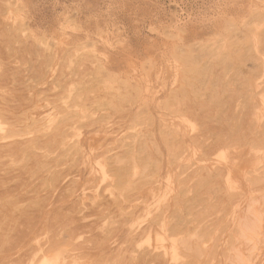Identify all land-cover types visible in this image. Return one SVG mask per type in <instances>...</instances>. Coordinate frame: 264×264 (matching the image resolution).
I'll use <instances>...</instances> for the list:
<instances>
[{
    "label": "rangeland",
    "instance_id": "374dc122",
    "mask_svg": "<svg viewBox=\"0 0 264 264\" xmlns=\"http://www.w3.org/2000/svg\"><path fill=\"white\" fill-rule=\"evenodd\" d=\"M0 9L3 10H0V27L6 31L0 29L3 34H0V49L2 50L0 52L6 54L0 53V79L3 76L6 77L3 78L4 80L1 79L4 87L0 83V144L2 143L0 145V156L2 157L0 163L2 164L5 161L4 164L0 165V176L3 177H0V214H2L0 215V237L2 236V239L0 238V243H2L0 245V262L2 263L0 264H10L11 261L13 262L11 264L16 261V264H35L38 260L37 264H45L46 262L55 264H94L97 261L96 264L101 262V264H122L124 257L123 264H150L153 260L151 264H155V261L156 264H193L194 261V264H264V189L260 187L264 188V0H0ZM253 17H255V20ZM259 19L260 21H258ZM181 22L187 23L182 25ZM233 30L234 32L239 31L234 33ZM5 42L6 44H4ZM197 45L199 48L201 45L203 47L197 49ZM250 47H253V49ZM184 56L185 60L186 57L192 60L185 61ZM241 57L242 59H240ZM216 60L218 61L216 62ZM183 61L187 64H184ZM230 61L234 63L232 64ZM4 65L12 66H5L7 67L5 68ZM253 65H255L254 68ZM39 69L40 72L37 71ZM2 71L5 72V74L3 72L4 75H2ZM34 72L35 74H33ZM212 73H216L217 77ZM219 76H221L219 79H222L221 85L217 83L221 82L218 79ZM52 82H54V85ZM243 82L245 85L249 84L247 88ZM219 88L221 89L219 90ZM231 88L234 89V92ZM42 90L46 93L41 92ZM228 90L230 91L228 92ZM192 92L193 94H191ZM218 92L221 93L218 94ZM217 94L220 95V98ZM10 96L19 98L15 97L14 101ZM88 97L89 99L92 98L90 100L86 99ZM93 98H95L94 101ZM53 99L56 100L53 102ZM193 99H195V102H193ZM34 100L36 101L34 102ZM28 102H31V104ZM191 102L195 105L193 106ZM230 106L232 109H230ZM185 107H190L192 110L190 108L185 109ZM207 107L211 111L215 110V113L212 111L213 113L210 112L209 114L210 109L205 110ZM222 108L223 110H221ZM226 109H230V111ZM250 111L252 113H249ZM190 112L193 119L189 117ZM205 113L209 115L206 116ZM223 113L227 115L226 118ZM97 115L100 119H97ZM194 115L197 117L195 118ZM220 115L223 116L222 119ZM17 119L21 121L19 122ZM220 119L223 121L222 123ZM212 120L215 123H212ZM221 125L223 126L222 130H220ZM228 125L231 127L229 131H227ZM224 127L227 129L223 130ZM216 130L220 132L218 133ZM247 131L251 132L252 135L250 133L249 135ZM259 132L260 134H258ZM221 133H225V135ZM202 134L204 137H202ZM195 135L200 136H197V138ZM217 135L221 136L220 139ZM231 138L234 142L230 140ZM238 141H241V144ZM244 142L245 144H243ZM15 143L18 144L15 145ZM54 146L57 148H53ZM215 146H217L216 150ZM36 147L38 148L36 149ZM220 147L223 149H220ZM14 149H17L16 152ZM117 149L119 150L117 151ZM209 149L216 152H209V155L207 153ZM33 153L38 155L36 156ZM103 153L105 154L102 155ZM1 154L6 156L3 155V157ZM18 155L20 156L19 159ZM152 155H154V159ZM177 165L179 168H177ZM38 170L40 171L38 172ZM124 172L127 175L123 174ZM220 174L222 175L220 176ZM6 175L10 176L5 177ZM209 175H212V177ZM37 177L42 178L37 179ZM3 179L8 182L1 184L4 182ZM37 184L40 188L37 187ZM216 184L218 186H215ZM220 184L222 186H219ZM72 185H76V187ZM206 187L207 189H205ZM4 189L7 191L5 192ZM65 192L66 194H64ZM13 193L14 195H12ZM200 193H204L206 197L205 195L202 197ZM32 194L33 196H31ZM45 194L47 198L41 197ZM93 195L94 197H92ZM237 195L241 198L238 199ZM219 197L221 198L219 199ZM110 199L111 201H109ZM136 199H138L137 202L133 201ZM22 201L24 203H21ZM111 203L114 204L115 208H111ZM213 205H215L214 208ZM108 206L110 207L108 208ZM6 207L8 208L6 209ZM204 207H208V209L205 210ZM105 208L109 210L106 209V211ZM202 208L204 209L202 210ZM5 209L12 211L7 212ZM29 209L30 211H28ZM227 209H230V211ZM24 211L28 212L29 217ZM225 211L228 212V216L225 215ZM37 212L41 213L37 214ZM111 212L114 214L111 215ZM15 213L17 214L15 215ZM21 213L23 214L21 215ZM70 213L74 214L71 215ZM106 215L109 217H106ZM209 215L212 217L210 218ZM21 216L23 217L21 218ZM97 216L100 217V220ZM144 216L145 218H143ZM171 216L175 218L172 220V218L170 219ZM125 218H127L126 221ZM197 218L198 220H196ZM223 218L224 221L222 222ZM31 220L33 223H28ZM51 220L53 223H51ZM199 220L203 222L201 223ZM211 220L214 225L213 222H210ZM99 221L101 222L99 223ZM91 223H94L95 226H90ZM121 223H123L122 227L125 226L124 228H121ZM147 223L152 225L151 228ZM1 226H3V229H1ZM117 226L118 228H116ZM146 227L147 229H145ZM15 228L19 229L16 230ZM6 229L7 232H5ZM95 230L96 233L100 232L102 236L96 234ZM186 230H188L187 233H185ZM23 232L25 233L24 236ZM18 233L22 237L18 236ZM67 236L70 238H67ZM110 236L114 237L109 238ZM26 237L28 238L26 239ZM63 237L74 241V244L79 242L76 244L79 249L78 246L75 247L76 245L73 247V242H69ZM51 238L55 242L50 241ZM86 238L89 240L87 241ZM133 239L135 242L132 243ZM84 240L88 242L85 245ZM124 240L125 242H123ZM96 241L98 242L96 243ZM130 241L132 244H130ZM15 242L17 243L15 244ZM59 245L61 248H59ZM132 245L134 246L132 247ZM3 247L5 248L3 249ZM57 248L59 249L57 250ZM74 248L80 251H76ZM34 249L38 252H35ZM146 250H151L148 252L149 255L145 254L147 253ZM124 252L130 253L127 255ZM139 253L140 256H138ZM129 255L130 257H128ZM17 256L18 258L21 257V260ZM99 259L102 261L99 262Z\"/></svg>",
    "mask_w": 264,
    "mask_h": 264
},
{
    "label": "bare ground",
    "instance_id": "6f19581e",
    "mask_svg": "<svg viewBox=\"0 0 264 264\" xmlns=\"http://www.w3.org/2000/svg\"><path fill=\"white\" fill-rule=\"evenodd\" d=\"M8 1H9V0H8ZM5 2H6V1H5ZM241 3H242V2H241ZM227 8H228V7H227ZM23 9H24V8H23ZM220 9H221V8H220ZM0 10H1V9H0ZM21 10H22V9H21ZM216 10H217V9H216ZM1 11H3V10H1ZM4 11H5V10H4ZM222 13H223V11H222ZM246 14H247V13H246ZM246 14H245V15H246ZM257 14H259V13H257ZM261 14H262V12H261ZM1 15H3V14H1ZM26 15H27V14H26ZM255 15H256V14H255ZM215 16H216V15H215ZM219 16H220V15H219ZM234 16H235V15H234ZM260 16H261V15H260ZM13 17H14V16H13ZM13 17H12V18H13ZM217 17H218V16H217ZM253 18H254V20H255V17H253ZM246 19H247V17H246ZM257 19H258V18H257ZM261 19H263V18H261ZM263 20H264V19H263ZM4 21H5V20H4ZM258 21H260V19H259ZM7 22H8V21H7ZM18 22H19V21H18ZM254 22L256 23V21H254ZM262 22H263V21H262ZM1 23H2V21H1ZM185 23H187V22H181L180 24H182V25H186ZM250 23H251V22H250ZM4 24H5V23H4ZM8 24H9V22H8ZM10 24H11V23H10ZM253 24H254V23H253ZM256 24H257V23H256ZM256 24H255V25H256ZM6 25H7V23H6ZM219 25H220V24H219ZM226 25H227V24H226ZM255 25H254V26H255ZM258 25H259V23H258ZM7 26H8V25H7ZM10 26H11V25H10ZM18 26H19V25H18ZM229 26H230V23H229ZM234 26H235V25H234ZM11 27H12V26H11ZM226 27H227V26H226ZM237 27H238V26H237ZM250 27H251V26H250ZM2 28H3V27H2ZM13 28H14V27H13ZM20 28H21V27H20ZM221 28H222V27H221ZM223 28H224V27H223ZM231 28H232V27H231ZM255 28H256V27H255ZM0 29H1V27H0ZM14 29H15V28H14ZM22 29H23V28H22ZM245 29H247V28H245ZM249 29H250V28H249ZM1 30H2V29H1ZM1 30H0V31H1ZM3 30H4V29H3ZM3 30H2V31H3ZM19 30H20V29H19ZM188 30H189V29H188ZM4 31H5V30H4ZM231 31H232V30H231ZM238 31H239V30H238ZM238 31H235V32L237 33ZM249 31H250V30H249ZM5 32H6V31H5ZM11 32H13V31H11ZM187 32H188V31H187ZM228 32H230V31H228ZM233 32H234V30H233ZM233 32H231L232 35H233ZM235 32H234V33H235ZM244 32H245V31H244ZM244 32H243V33H244ZM15 33H16V31H15ZM191 33H192V32H191ZM240 33H241V32H240ZM263 33H264V32H263ZM0 34H2V33L0 32ZM16 34H18V33H16ZM19 34H20V33H19ZM167 34H168V33H167ZM172 34H173V33H172ZM194 34H195V33H194ZM227 34H229V33H227ZM247 34H248V33H247ZM2 35H3V34H2ZM4 35H6V34H4ZM8 35H9V34H8ZM8 35H7V36H8ZM20 35H21V34H20ZM162 35H163V34H162ZM181 35H182V34H181ZM190 35H191V34H190ZM190 35H189V36H190ZM200 35H201V34H200ZM242 35H243V34H242ZM249 35H250V34H249ZM189 36H188V37H189ZM197 36H198V35H197ZM224 36H225V35H224ZM233 36H234V35H233ZM250 36H251V35H250ZM262 36H263V34L261 35V37H262ZM4 37H5V36H4ZM11 37H12V36H11ZM13 37H14V36H13ZM170 37H172V36H170ZM231 37H232V36H231ZM240 37H241V36H240ZM242 37H243V36H242ZM244 37H245V36H244ZM17 38H18V37H17ZM182 38H183V37H182ZM189 38H190V37H189ZM237 38H238V37H237ZM18 39H19V38H18ZM27 39H28V38H27ZM223 39H224V38H223ZM223 39H222V40H223ZM5 40H7V39H5ZM184 40H185V39H184ZM202 40H203V39H202ZM222 40H221V41H222ZM230 40H231V38H230ZM240 40H241V38H240ZM260 40H261V39H260ZM3 41H4V40H3ZM164 41H165V40H164ZM192 41H193V40H192ZM195 41H197V40H195ZM204 41H205V40H204ZM209 41H210V40H209ZM211 41H212V40H211ZM244 41H245V40H244ZM248 41H249V40H248ZM0 42H1V40H0ZM10 42L13 43L12 41H10ZM26 42H27V41H26ZM175 42H176V41H175ZM205 42H207V41H205ZM218 42H219V41H218ZM225 42H226V39H225ZM225 42H224V43H225ZM227 42H228V41H227ZM240 42H241V41H240ZM235 43H236V42H235ZM4 44H6V42H5ZM193 44H194V43H193ZM208 44H209V43H208ZM232 44H234V43H232ZM236 44H237V43H236ZM2 45H3V44H2ZM11 45H12V44H11ZM204 45H205V44H204ZM214 45H215V44H214ZM223 45H224V44H223ZM193 46H194V45H193ZM220 46H221V45H220ZM246 46H248V45H246ZM1 47H2V46H1ZM3 47H4V46H3ZM5 47H6V46H5ZM201 47H203V46L201 45ZM201 47H200V48H201ZM212 47H213V46H212ZM215 47H216V46H215ZM221 47H222V46H221ZM224 47H225V46H224ZM224 47H223V48H224ZM242 47H243V46H242ZM244 47H245V45H244ZM263 47H264V46H263ZM192 48H193V47H192ZM198 48H199V46L197 45V49H198ZM200 48H199V49H200ZM208 48H209V47H208ZM208 48H207V49H208ZM218 48H219V46L217 47V49H218ZM250 48H251V47H250ZM15 49H16V48H15ZM214 49H215V48H214ZM229 49H230V48H229ZM251 49H253V47H252ZM194 50H195V49H194ZM194 50H193V51H194ZM201 50H202V49H201ZM230 50H231V49H230ZM248 50H249V49H248ZM261 50H262V49H261ZM0 51H2V50L0 49ZM6 51H7V50H6ZM8 51H9V50H8ZM175 51H176V50H175ZM206 51H207V50H206ZM220 51H221V50H220ZM259 51H260V50H259ZM14 52H15V50H14ZM177 52H178V51H177ZM199 52H200V51H199ZM208 52H209V51H208ZM218 52H219V51H218ZM221 52H222V51H221ZM243 52H244V51H243ZM251 52H252V51H251ZM0 53H4V54H5V52H0ZM18 53H19V52H18ZM196 53H197V52H196ZM212 53H213V52H212ZM230 53H231V52H230ZM245 53H246V52H245ZM253 53H254V52H253ZM200 54H201V53H200ZM200 54H199V55H200ZM235 54H236V53H235ZM237 54H238V53H237ZM243 54H244V53H243ZM249 54H250V53H249ZM5 55H6V54H5ZM18 55H19V54H18ZM203 55H204V54H203ZM263 55H264V54H263ZM7 56H8V55H7ZM211 56H212V55H211ZM224 56H225V55H224ZM248 56H250V55H248ZM254 56H255V55H254ZM192 57H193V55H192ZM199 57H200V56H199ZM203 57H204V56H203ZM208 57H209V56H208ZM232 57H233V56H232ZM258 57H259V56H258ZM7 58H8V57H7ZM180 58H182V57H180ZM183 58H184V60H185V56H184ZM219 58H220V57H219ZM219 58H218V59H219ZM234 58H235V57H234ZM246 58H247V56H246ZM248 58H249V57H248ZM254 58H256V57H254ZM259 58H260V57H259ZM178 59H179V58H178ZM238 59H239V58H238ZM240 59H242V57H241ZM257 59H258V58H257ZM257 59H256V60H257ZM186 60H189V59H187V57H186ZM186 60H185V61H186ZM190 60H192V59H190ZM190 60H189V61H190ZM210 60H211V59H210ZM212 60H213V58H212ZM221 60H222V59H221ZM221 60H220V61H221ZM244 60H245V59H244ZM253 60H254V59H253ZM185 61H183V62H185ZM189 61H188V62H189ZM202 61H203V60H202ZM214 61H215V60H214ZM217 61H218V60H216V62H217ZM228 61H229V60H228ZM257 61H258V60H257ZM261 61H262V60H261ZM94 62H95V61H94ZM178 62H179V61H178ZM192 62H193V61H192ZM226 62H227V60H226ZM230 62H231V61H230ZM248 62H249V61H248ZM248 62H247V65L249 64ZM253 62H254V61H253ZM259 62H260V61H259ZM8 63H9V62H8ZM190 63H191V62H190ZM199 63H200V62H199ZM201 63H202V62H201ZM214 63H215V62H214ZM231 63L233 64L234 62H231ZM261 63H262V62H261ZM6 64H7V63H6ZM9 64H10V63H9ZM184 64H187V63L185 62ZM206 64H207V62H206ZM209 64H210V63H209ZM227 64H228V63H227ZM227 64H226V66H227ZM243 64H244V63H243ZM252 64H253V63H252ZM254 64H256V62H254ZM2 65H3V64H2ZM189 65H190V64H188V66H189ZM202 65H203V64H202ZM223 65H225V64H223ZM259 65H260V64H259ZM261 65H263V64H261ZM5 66H7V65H4V67H5ZM8 66L11 67L12 65H8ZM8 66H7V67H8ZM200 66H201V65H200ZM211 66H212V65H211ZM214 66H215V65H214ZM218 66H219V65H218ZM226 66H225V67H226ZM239 66H240V65H239ZM241 66H242V65H241ZM244 66H245V65H244ZM248 66H249V65H248ZM254 66H255V65H253L252 67L254 68ZM2 67H3V66H2ZM7 67H5V68H7ZM189 67H190V66H189ZM192 67H193V65H192ZM194 67H195V66H194ZM249 67H250V66H249ZM249 67H248V68H249ZM261 67H262V66H261ZM261 67H260V68H261ZM35 68H36V67H35ZM190 68H191V67H190ZM220 68H221V67H220ZM227 68H228V67H227ZM232 68H233V67H232ZM258 68H259V67H258ZM260 68H259V69H260ZM2 69H3V68H2ZM215 69H217V68H215ZM223 69H224V68H223ZM7 70H8V69H7ZM9 70H10V69H9ZM35 70H36V69H35ZM188 70H189V69H188ZM235 70H236V69H235ZM240 70H241V69H240ZM242 70H243V69H242ZM244 70H246V69H244ZM5 71H6V70H5ZM37 71L40 72V69L37 70ZM41 71H42V70H41ZM197 71H198V70H197ZM199 71H200V70H199ZM221 71H222V70H221ZM252 71H253V70H252ZM254 71H255V69H254ZM3 72H4V71H2V75L5 74V72H4V74H3ZM35 72H36V71H35ZM35 72H34L33 74H35ZM39 72H38V73H39ZM107 72H108V68H107ZM186 72H187V71H186ZM186 72H185V73H186ZM188 72H189V71H188ZM207 72H208V71H207ZM207 72H205V73H207ZM215 72L217 73V71H215ZM244 72H245V71H244ZM256 72H257V71H256ZM41 73H42V72H41ZM216 73H212V74L215 75ZM219 73H220V71H219ZM236 73H237V72H236ZM239 73H240V72H239ZM245 73H246V72H245ZM39 74H40V73H39ZM39 74H38V75H39ZM156 74H157V73H156ZM208 74H209V73H208ZM222 74H224V73H222ZM225 74H226V71H225ZM229 74H230V73H229ZM234 74H235V73H234ZM246 74H247V73H246ZM10 75H11V74H10ZM41 75H42V74H41ZM41 75H40V76H41ZM205 75H206V74H205ZM217 75H218V74H217ZM231 75H232V74H231ZM235 75H236V74H235ZM237 75H239V74H237ZM0 76H1V75H0ZM5 76H6V75H5ZM40 76H39V77H40ZM42 76H43V75H42ZM42 76H41V77H42ZM215 76H216V75H215ZM241 76H242V75H241ZM212 77H213V75H212ZM216 77H217V76H216ZM220 77H221V76H219L218 79H219ZM226 77H227V76H226ZM3 78H4V76H3ZM3 78H1V79H3ZM5 78H6V77H5ZM5 78H4V79H5ZM12 78H13V77H12ZM15 78H16V77H15ZM21 78H23V77H21ZM32 78H33V77H32ZM32 78H31V79H32ZM34 78H35V77H34ZM224 78H225V77H224ZM224 78H223V79H224ZM229 78H230V77H229ZM236 78H238V77H236ZM239 78H240V77H239ZM1 79H0V83H2V82H1ZM4 79H3V80H4ZM40 79H41V78H40ZM106 79H107V78H106ZM197 79H198V77H197ZM206 79H207V78H206ZM212 79H213V78H212ZM12 80H13V79H12ZM16 80H17V79H16ZM21 80H22V79H21ZM28 80H29V78H28ZM41 80H42V79H41ZM194 80H195V79H194ZM198 80H200V79H198ZM219 80L221 81L222 79H219ZM224 80H225V79H224ZM242 80H243V79H242ZM245 80H246V79H245ZM6 81H7V80H6ZM23 81H24V80H23ZM53 81H54V79H53ZM82 81H83V80H82ZM200 81H201V80H200ZM213 81H216V80H213ZM20 82H21V81H20ZM24 82H26V81H24ZM38 82H39V81H38ZM71 82H72V81H71ZM189 82H190V81H189ZM196 82H197V81H196ZM227 82H228V81H227ZM229 82H230V81H229ZM234 82H235V81H234ZM11 83H12V81H11ZM15 83H17V82L15 81ZM26 83H27V82H26ZM26 83H25V84H26ZM39 83H40V82H39ZM39 83H38V84H39ZM46 83H47V82H46ZM53 83H54V82H52V84H53ZM73 83H74V82H73ZM84 83H85V82H84ZM217 83H220L219 85H221L222 81H221V82H217ZM31 84H33V83H31ZM79 84H80V83H79ZM131 84H132V83H131ZM201 84H202V82H201ZM201 84H200V85H201ZM209 84H210V83H209ZM214 84H215V82H214ZM223 84H224V83H223ZM243 84H244V82H243ZM2 85H3V87H4V84H3V83H2ZM13 85H14V84H13ZM16 85H17V84H16ZM36 85H37V84H36ZM49 85H50V84H49ZM53 85H54V84H53ZM55 85H57V84H55ZM77 85H78V83H77ZM234 85H235V84H234ZM248 85H249L248 83H247V85L244 84V86H245L246 88H247ZM8 86H9V84H8ZM70 86H71V85H70ZM78 86H79V85H78ZM134 86H135V85H134ZM189 86H190V85H189ZM197 86H199V85L197 84ZM207 86H208V84H207ZM212 86H213V85H212ZM216 86H217V85H216ZM223 86H224V85H223ZM225 86H226V85H225ZM240 86H241V85H240ZM244 86H243V87H244ZM252 86H253V85H252ZM1 87H2V86H1ZM5 87H6V86H5ZM193 87H194V86H193ZM218 87H219V86H218ZM237 87H238V86H237ZM243 87H242V88H243ZM245 87H244V89H246ZM9 88H10V87H9ZM174 88H175V87H174ZM183 88H184V87H183ZM183 88H182V89H183ZM197 88H199V87H197ZM209 88H210V87H209ZM1 89H2V88H1ZM10 89H11V88H10ZM31 89H32V88H31ZM68 89H69V88H68ZM175 89H176V88H175ZM220 89H221V88H219V90H220ZM227 89H228V87H227ZM231 89H233V88H231ZM45 90H46V89H45ZM78 90H79V89H78ZM206 90H207V87H206ZM211 90H212V89H211ZM219 90H218V91H219ZM224 90H225V89H224ZM30 91H31V90H30ZM30 91H29V92H30ZM43 91H44V90H42L41 92H43ZM68 91H69V90H68ZM68 91H67V92H68ZM73 91H74V90H73ZM76 91H77V90H76ZM170 91H171V90H170ZM187 91H188V90H187ZM204 91H205V90H204ZM204 91H203V92H204ZM229 91H230V90H228V92H229ZM236 91H237V90H236ZM240 91H241V90H240ZM249 91H250V90H249ZM14 92H15V91H14ZM16 92H17V91H16ZM16 92H15V93H16ZM26 92H27V91H26ZM37 92L39 93L40 90L37 91ZM44 92H45V91H44ZM71 92H72V91H71ZM188 92H189V91H188ZM188 92H187V93H188ZM200 92H201V90H200ZM203 92H202V93H203ZM213 92H214V91H213ZM221 92H222V91H221ZM221 92H220V93H221ZM223 92H224V91H223ZM225 92H226V90H225ZM233 92H234V89H233ZM17 93H19V92H17ZM45 93H46V92H45ZM72 93H73V92H72ZM74 93H76V92L74 91ZM85 93H86V92H85ZM92 93H93V92H92ZM147 93H148V92H147ZM210 93H211V92H210ZM220 93L218 92V94H220ZM230 93H231V92H230ZM26 94H27V93H26ZM86 94H87V93H86ZM88 94H89V93H88ZM90 94H91V93H90ZM100 94H101V93H100ZM113 94H114V93H113ZM178 94H180V93H178ZM188 94H189V93H188ZM191 94H193V92H192ZM195 94H196V93H195ZM218 94H217V96H219V98H220V95H218ZM232 94H235V93H232ZM232 94H231V95H232ZM239 94H240V93H239ZM8 95H9V94H8ZM19 95H20V94H19ZM28 95H29V94H28ZM35 95H36V94H35ZM44 95H46V94H44ZM74 95H75V94H74ZM79 95H81V94H79ZM83 95L85 96V94H83ZM116 95H117V94H116ZM185 95H186V94H185ZM224 95H225V94H224ZM5 96H7V95H5ZM17 96H18V95H17ZM17 96H15V97H17ZM66 96H67V95H66ZM90 96H91V95H90ZM95 96H96V95H95ZM99 96H100V95H99ZM168 96H169V95H168ZM180 96H181V95H180ZM180 96H179V97H180ZM193 96H194V95H193ZM215 96H216V95H215ZM215 96H214V97H215ZM221 96H222V94H221ZM236 96H238V95H236ZM236 96H235V97H236ZM241 96H242V94H241ZM241 96H239V97H241ZM1 97H2V95H1ZM7 97H9V96H7ZM10 97H11V96H10ZM15 97H14V98H15ZM21 97H23V96H21ZM27 97H28V96H27ZM80 97H81V96H80ZM92 97H93V96H92ZM92 97H91V98H92ZM116 97H117V96H116ZM182 97H183V96H182ZM229 97H231V96H229ZM233 97H234V96H233ZM248 97H249V96H248ZM262 97H263V96H262ZM3 98H4V97H3ZM11 98L14 100L13 97H11ZM11 98H10V100H11ZM17 98H19V97H17ZM41 98H42V97H41ZM84 98H85V97H84ZM91 98H90V99H91ZM96 98H97V97H96ZM183 98H184V97H183ZM185 98H186V97H185ZM189 98H190V97H189ZM211 98H212V97H211ZM219 98H218V99H219ZM245 98H246V97H245ZM245 98H244V99H245ZM254 98H255V97H254ZM21 99H22V98H21ZM23 99H24V98H23ZM25 99H26V98H25ZM25 99H24V100H25ZM86 99H89V97L86 98ZM90 99H89V100H90ZM94 99H95V98H93V101H94ZM138 99H139V97H138ZM180 99H181V98H180ZM214 99H215V98H214ZM239 99H240V98H239ZM13 100H12V101H13ZM30 100H31V99H30ZM30 100H29V101H30ZM43 100H44V99H43ZM54 100H56V99H53V102H54ZM89 100H86V101H89ZM100 100H101V99H100ZM134 100H136V99H134ZM216 100H217V99H216ZM223 100H224V99H223ZM228 100H229V99H228ZM245 100H246V99H245ZM247 100H248V99H247ZM5 101L7 102V100H5ZM14 101H15V100H14ZM14 101H13V104H15ZM35 101H36V100H34V102H35ZM50 101H51V99H50ZM57 101H58V100H57ZM59 101H60V100H59ZM74 101H75V100H74ZM86 101H85V102H86ZM93 101H91V102H93ZM114 101H115V100H114ZM173 101H174V100H173ZM177 101H178V100H177ZM189 101H190V99H189ZM191 101H192V100H191ZM219 101H220V100H219ZM243 101H244V100H243ZM3 102H4V101H3ZM6 102H5V103H6ZM20 102H21V101H20ZM25 102H26V101H25ZM99 102H100V101H99ZM193 102H195V99H193ZM199 102H200V101H199ZM209 102H210V101H209ZM217 102H218V101H217ZM227 102H228V101H227ZM236 102H238V101H236ZM22 103H23V102H22ZM22 103H21V104H22ZM28 103H29V102H28ZM39 103H40V102H39ZM51 103H52V102H51ZM57 103H58V102H57ZM89 103H90V102H89ZM101 103H102V102H101ZM121 103H122V102H121ZM182 103H183V102H182ZM184 103H185V100H184ZM191 103H192V102H191ZM197 103H198V102H197ZM197 103H196V104H197ZM203 103L205 104V102H203ZM220 103H221V102H220ZM223 103H224V102H223ZM242 103H243V102H242ZM245 103H246V102H245ZM251 103H252V102H251ZM19 104H20V103H19ZM24 104H25V103H24ZM29 104H31V102H30ZM68 104H69V103H68ZM91 104H93V103H91ZM94 104H95V102H94ZM185 104H186V103H185ZM187 104H188V103H187ZM189 104H190V103H189ZM189 104H188V105H189ZM192 104H193V103H192ZM199 104H200V103H199ZM214 104H215V103H214ZM217 104H218V103H217ZM225 104H226V103H225ZM240 104H241V103H240ZM253 104H254V103H253ZM255 104H256V103H255ZM0 105H1V104H0ZM8 105H9V104H8ZM57 105H58V104H57ZM88 105H89V104H88ZM88 105H87V106H88ZM161 105H162V104H161ZM173 105H174V104H173ZM182 105H184V104H182ZM194 105H195V104H193V106H194ZM197 105H198V104H197ZM232 105H233V104H232ZM235 105H236V103H235ZM248 105H249V104H248ZM256 105H257V104H256ZM15 106H16V105H15ZM33 106H34V105H33ZM60 106H61V105H60ZM84 106H85V105H84ZM90 106H92V105H90ZM185 106H186V105H185ZM220 106H221V104H220ZM224 106H225V105H224ZM240 106H241V105H240ZM246 106H247V105H246ZM13 107H14V106H13ZM16 107H17V106H16ZM57 107H58V106H57ZM79 107H81V106H79ZM159 107H160V106H159ZM180 107H181V105H180ZM182 107H183V106H182ZM197 107H198V106H197ZM201 107H202V103H201ZM204 107H205V106H204ZM204 107H203V108H204ZM218 107H219V106H218ZM226 107H227V106H226ZM230 107H231V106H230ZM244 107H245V106H244ZM244 107H243V108H244ZM249 107H250V105H249ZM256 107H257V106H256ZM7 108H8V107H7ZM28 108H29V107H28ZM45 108H46V107H45ZM70 108H71V107H70ZM87 108H88V107H87ZM189 108H190V107H189ZM189 108H186V107H185V109H189ZM198 108H200V107H198ZM215 108H216V107H215ZM234 108H236V107H234ZM234 108H233V110H235ZM240 108H241V107H240ZM253 108H254V107H253ZM253 108H252V109H253ZM11 109H12V108H11ZM14 109H15V107H14ZM16 109H17V108H16ZM162 109H163V108H162ZM162 109H161V110H162ZM190 109H191V108H190ZM195 109H196V108H195ZM207 109H208V107H207L205 110H207ZM209 109H210V108H209ZM209 109H208V110H209ZM230 109H232V107H231ZM230 109H226V110H229V111H230ZM2 110H3V109H2ZM62 110H63V109H62ZM191 110H192V109H191ZM193 110H194V109H193ZM221 110H223V108H222ZM233 110H232V111H233ZM243 110H244V109H243ZM249 110H251V109H249ZM8 111H9V110H8ZM24 111H25V110H24ZM187 111H188V110H187ZM187 111H186V112H187ZM212 111H213V110H212ZM212 111H211V109H210L209 114H210V112H212ZM214 111H215V110H214ZM214 111H213V112H214ZM229 111H228V112H229ZM240 111H241V110H240ZM246 111H247V110H246ZM252 111H253V110H252ZM14 112H15V110H14ZM16 112H18V111H16ZM74 112H75V111H74ZM84 112H85V111H84ZM92 112H93V111H92ZM191 112H192V111H191ZM191 112H190V116H189L190 118H192V117H191ZM195 112H196V111H195ZM197 112H198V111H197ZM197 112H196V113H197ZM205 112H206V111H205ZM213 112H212V113H213ZM7 113H8V112H7ZM55 113H57V112H55ZM60 113H61V111H60ZM156 113H157V112H156ZM188 113H189V112H188ZM196 113H195V114H196ZM207 113H208V112H207ZM214 113H215V112H214ZM242 113H243V112H242ZM249 113H252V112L250 111ZM14 114H15V113H14ZM41 114H43V113H41ZM94 114H95V113H94ZM202 114H203V110H202ZM209 114H208V115H209ZM218 114H220V113H218ZM226 114H227V112H226ZM226 114L224 115V113H223L224 117L227 116ZM234 114H235V111H234ZM234 114H233V115H234ZM243 114H244V113H243ZM243 114H242V115H243ZM4 115H5V114H4ZM188 115H189V114H188ZM192 115H193V114H192ZM197 115H198V114H197ZM205 115H206V113H205ZM208 115H206V116H208ZM212 115H214V114H212ZM212 115H211V116H212ZM215 115H216V114H215ZM237 115H238V114H237ZM8 116H9V115H8ZM12 116H13V115H12ZM15 116H16V115H15ZM23 116H24V113H23ZM29 116H30V115H29ZM60 116H61V115H60ZM220 116H221V115H220ZM220 116H219V117H220ZM240 116H241V114H240ZM244 116H245V115H244ZM244 116H243V117H244ZM13 117H14V116H13ZM194 117L196 118L197 116L194 115ZM200 117H201V116H200ZM214 117H215V116H214ZM217 117H218V116H217ZM222 117H223V116H221V119H222ZM251 117H252V116H251ZM27 118H28V117H27ZM38 118H39V117H38ZM198 118H199V117H198ZM225 118H226V117H225ZM232 118H233V117H232ZM232 118H231V119H232ZM238 118H239V116H238ZM247 118H248V116H247ZM2 119H3V118H2ZM7 119H8V118H7ZM7 119H6V120H7ZM11 119L13 120V118H11ZM14 119H15V118H14ZM97 119H100V118H98V115H97ZM192 119H193V118H192ZM202 119H203V118H202ZM204 119H205V117H204ZM204 119H203V120H204ZM214 119H215V118H214ZM221 119H220V120H221ZM242 119H243V118H242ZM242 119H241V121L243 122ZM245 119H246V118H245ZM248 119H249V118H248ZM12 120H11V121H12ZM17 120H18V119H17ZM90 120H92V119H90ZM190 120H191V119H190ZM195 120H196V119H195ZM205 120H206V119H205ZM210 120H211V119H210ZM226 120H227V119H226ZM238 120H239V119H238ZM238 120H237V121H238ZM8 121H9V120H8ZM14 121H16V120H14ZM18 121L20 122L21 120H18ZM36 121H37V120H36ZM73 121H74V120H73ZM85 121H86V120H85ZM164 121H165V120H164ZM169 121H170V120H169ZM197 121H198V120H197ZM207 121H208V120H207ZM207 121H206V122H207ZM212 121H213V120H212ZM228 121H229V120H228ZM239 121H240V120H239ZM249 121H250V120H249ZM263 121H264V120H263ZM19 122H18V123H19ZM22 122H23V121H22ZM150 122H151V121H150ZM206 122H205V123H206ZM210 122H211V121H210ZM220 122L222 123L223 121L221 120ZM224 122H226V121H224ZM229 122H230V121H229ZM244 122H245V121H244ZM246 122H247V120H246ZM60 123H61V122H60ZM86 123H87V122H86ZM102 123H103V122H102ZM207 123H208V122H207ZM207 123H206V125H207ZM212 123H215V121H213ZM236 123H238V122H236ZM236 123H235V124H236ZM7 124H8V123H7ZM11 124H12V123H11ZM203 124H204V123H203ZM235 124H234V125H235ZM248 124H249V123H248ZM62 125H63V124H62ZM96 125H98V124H96ZM206 125H205V126H206ZM212 125H213V124H212ZM222 125H223V124H222ZM222 125H221V127H220V130H222V127H223ZM225 125H226V124H225ZM225 125H224V126H225ZM229 125H230V124H229ZM229 125H228V127H229ZM252 125H253V124H252ZM252 125H251V127H252ZM14 126H15V125H14ZM39 126H40V125H39ZM86 126H87V125H86ZM86 126H84V127L86 128ZM89 126H91V124H89ZM205 126H204V127H205ZM213 126H214V125H213ZM213 126H212V127H213ZM215 126H217V125H215ZM230 126H231V125H230ZM236 126H237V125H236ZM240 126H241V124H240ZM246 126L248 127V125H246ZM249 126H250V125H249ZM93 127H94V126H93ZM100 127H101V126H100ZM151 127L153 128V126H151ZM168 127H169V126H168ZM232 127H233V126H232ZM87 128H88V127H87ZM90 128H91V127H90ZM217 128H218V126H217ZM230 128H231V127H229L227 131H229ZM234 128H235V127H234ZM240 128H241V127H240ZM243 128H244V126H243ZM245 128H246V127H245ZM248 128H250V127H248ZM255 128H256V127H255ZM34 129H36V128H34ZM53 129H54V128H53ZM209 129H210V128H209ZM212 129H213V128H212ZM214 129H215V127H214ZM214 129H213V130H214ZM224 129H227V128L224 127L223 130H224ZM250 129H251V128H250ZM13 130H14V129H13ZM63 130H64V129H63ZM96 130H97V129H96ZM150 130H151V129H150ZM239 130H240V129H239ZM7 131H8V130H7ZM161 131H162V130H161ZM200 131H201V130H200ZM216 131H218V130H216ZM233 131H234V130H233ZM244 131H245V130H244ZM251 131H252V130H251ZM60 132H61V131H60ZM68 132H69V131H68ZM89 132H90V131H89ZM147 132H148V131H147ZM214 132H215V131H214ZM219 132H220V131H218V133H219ZM221 132H222V131H221ZM223 132H225V131H223ZM231 132H232V131H231ZM234 132H235V131H234ZM247 132H248V131H247ZM247 132H246V133H247ZM252 132H253V131H252ZM97 133H98V132H97ZM165 133H166V132H165ZM207 133H208V132H207ZM227 133H228V132H227ZM227 133H226V134H227ZM240 133H241V132H240ZM242 133H243V132H242ZM249 133L252 135L251 132H248V134H249ZM253 133H254V132H253ZM49 134H50V133H49ZM144 134H145V133H144ZM168 134H170V133H168ZM198 134H199V133H198ZM203 134H204V133H203ZM203 134H202V137H204ZM205 134H206V133H205ZM209 134H210V133H209ZM221 134H224V135H225V133H221ZM221 134H219V135H221ZM228 134H229V133H228ZM231 134H232V133H231ZM237 134H238V133H237ZM250 134H249V135H250ZM258 134H260V132H259ZM54 135H58V134H54ZM90 135H91V134H90ZM165 135H167V134H165ZM200 135H201V134H200ZM200 135H199V136H200ZM206 135H207V134H206ZM61 136H62V135H61ZM72 136H73V135H72ZM168 136H169V135H168ZM195 136H196V135H195ZM195 136H194V137H195ZM197 136H198V135H197ZM197 136H196V137H197ZM199 136H198V137H199ZM217 136H218V135H217ZM227 136H228V135H227ZM242 136H245V135H242ZM246 136H247V135H246ZM37 137H38V136H37ZM70 137H71V135H70ZM170 137H171V136H170ZM176 137H177V136H176ZM178 137H179V136H178ZM192 137H193V135H192ZM198 137H197V138H198ZM206 137H207V136H206ZM219 137H221V136H218V138H219ZM222 137H223V136H222ZM229 137H230V136H229ZM233 137H235V136H233ZM233 137H232V138H233ZM239 137H240V136H239ZM34 138H35V137H34ZM34 138H33V139H34ZM38 138H39V137H38ZM45 138H46V137H45ZM50 138H51V137H50ZM57 138H58V137H57ZM60 138H61V137H60ZM190 138H191V137H190ZM211 138H212V137H211ZM218 138H217V139H218ZM223 138H224V137H223ZM232 138H231L230 140H233ZM235 138H236V137H235ZM241 138H242V137H241ZM241 138H240V140H241ZM244 138H245V137H244ZM247 138H249V137L247 136ZM247 138L245 139V141L247 140ZM257 138H258V137H257ZM257 138H256V139H257ZM263 138H264V137H263ZM28 139H29V138H28ZM30 139H31V138H30ZM41 139H42V138H41ZM51 139H52V138H51ZM51 139H50V140H51ZM219 139H220V138H219ZM219 139H218V140H219ZM242 139H243V138H242ZM251 139H252V138H251ZM251 139H250V140H251ZM259 139H260V138H259ZM57 140L59 141V139H57ZM137 140H138V139H137ZM210 140H211V139H210ZM248 140H249V139H248ZM253 140H255V139H253ZM261 140H262V139H261ZM24 141H25V140H24ZM27 141H28V140H27ZM29 141H30V140H29ZM34 141H35V139H34ZM41 141H42V140H41ZM45 141L47 142L48 140H45ZM45 141H44V142H45ZM58 141H57V142H58ZM134 141H135V139H134ZM138 141H139V140H138ZM196 141H197V140H196ZM223 141H224V140H223ZM10 142H11V141H10ZM10 142H7V143H10ZM13 142H14V141H13ZM21 142L23 143L22 140H21ZM30 142H31V141H30ZM46 142H45V143H46ZM57 142H55V143H57ZM60 142H61V141H60ZM132 142H133V141H132ZM162 142H163V141H162ZM197 142H198V141H197ZM197 142H196V143H197ZM204 142H206V141H204ZM224 142H225V141H224ZM229 142H230V141H229ZM233 142H234V140H233ZM238 142H240V144H241V141H238ZM255 142H256V141H255ZM257 142H259V141L257 140ZM262 142H263V141H262ZM7 143H6V144H7ZM22 143H21V144H22ZM24 143L26 144V143H29V142H24ZM32 143H34V142H32ZM38 143H39V142H38ZM42 143H43V142H42ZM141 143H142V142H141ZM163 143H164V142H163ZM173 143H174V142H173ZM182 143H183V142H182ZM211 143H213V142H211ZM214 143H215V142H214ZM226 143H227V142H226ZM1 144H2V143H1ZM1 144H0V145H1ZM10 144H12V143H10ZM17 144H18V143H17ZM17 144L15 143V145H17ZM29 144H30V143H29ZM29 144H28V145H29ZM36 144H37V143H36ZM58 144H59V143H58ZM183 144H184V143H183ZM219 144H220V142H219ZM236 144H237V142H236ZM243 144H245V142H244ZM255 144H256V143H255ZM262 144H263V143H262ZM19 145H20V144H19ZM42 145H44V144H42ZM146 145H147V144H146ZM177 145H178V144H177ZM179 145H181V144H179ZM204 145H206V144H204ZM209 145H210V144H209ZM217 145H218V143H217ZM221 145H222V143H221ZM221 145H220V146H221ZM224 145H225V143H224ZM232 145H233V144H232ZM234 145H235V144H234ZM259 145H260V144H259ZM5 146H6V145H5ZM38 146H39V145H38ZM40 146H41V145H40ZM57 146H58V145H57ZM129 146H131V145H129ZM133 146H134V145H133ZM211 146H212V145H211ZM235 146H236V145H235ZM242 146H243V145H242ZM0 147H1V146H0ZM16 147H17V146H16ZM42 147H43V146H42ZM209 147H210V146H209ZM209 147H208V148H209ZM216 147H217V146L214 147L215 150H216ZM10 148H11V147H10ZM12 148H14V146H12ZM18 148H19V147H18ZM18 148H17V149H18ZM37 148H38V147H36V149H37ZM53 148H57V147L54 146ZM53 148H52V149H53ZM118 148H119V146H118ZM140 148H141V147H140ZM177 148H178V147H177ZM208 148H207V149H208ZM228 148H229V147H228ZM1 149H2V148H1ZM17 149H16V150H17ZM52 149H50V150H52ZM153 149H154V148H153ZM207 149H206V150H207ZM217 149H218V148H217ZM220 149H223V148L220 147ZM220 149H219V150H220ZM3 150H4V149H3ZM8 150H10V149H8ZM14 150H15V149H14ZM16 150H15V152H16ZM53 150H54V149H53ZM58 150H59V149H58ZM118 150H119V149H117V151H118ZM120 150H121V148H120ZM201 150H202V149H201ZM60 151H61V150H60ZM142 151H143V150H142ZM142 151H141V152H142ZM169 151H170V150H169ZM3 152H5V151H3ZM10 152H13V151H10ZM10 152H9V153H10ZM106 152H107V151H106ZM108 152H109V151H108ZM158 152H159V151H158ZM209 152H210V153H211V152H212V153H215L216 151L213 152V151H211V150L209 149V151H208L207 153L209 154ZM218 152H219V151H218ZM0 153H1V152H0ZM18 153H19V151H18ZM27 153H28V152H27ZM58 153H59V152H58ZM120 153H121V152H120ZM174 153H176V152H174ZM200 153H201V152H200ZM207 153H206V154H207ZM4 154H6V153H4ZM4 154H3V155H4ZM13 154H15V153H13ZM33 154H34V153H33ZM42 154H43V153H42ZM42 154H41V155H42ZM60 154H61V153H60ZM97 154H98V153H97ZM97 154H96V155H97ZM100 154H101V152H100ZM104 154H105V153H103L102 155H104ZM122 154H123V153H122ZM124 154H125V153H124ZM128 154H129V153H128ZM147 154H148V152H147ZM151 154H152V153H151ZM177 154H178V153H177ZM1 155H2V154H1ZM3 155H2V156H3ZM9 155H10V154H9ZM15 155H16V154H15ZM19 155H20V154H19ZM19 155H18V159H19V157H20ZM31 155H32V154H31ZM34 155L37 156L38 154H34ZM34 155H33V156H34ZM96 155H95V156H96ZM98 155H99V154H98ZM102 155H101V156H102ZM113 155H114V154H113ZM156 155H157V154H156ZM156 155H155V156H156ZM193 155H194V154H193ZM204 155H205V154H204ZM209 155H210V154H209ZM212 155H214V154H212ZM4 156H6V155H4ZM4 156H3V157H4ZM7 156H8V155H7ZM128 156H129V155H128ZM150 156H151V155H150ZM153 156H154V155H152V157H153ZM214 156H215V155H214ZM8 157H9V156H8ZM31 157H32V156H31ZM31 157H30V158H31ZM39 157H40V156H39ZM97 157H98V156H97ZM97 157H95V158L97 159ZM142 157H143V156H142ZM163 157H164V156H163ZM167 157H168V156H167ZM181 157H182V156H181ZM210 157H211V156H210ZM0 158H2V157L0 156ZM35 158H36V157H35ZM37 158H38V157H37ZM40 158H41V157H40ZM99 158H101V157L99 156ZM111 158H112V157H111ZM123 158H124V157H123ZM157 158H158V157H157ZM198 158H199V157H198ZM20 159H21V158H20ZM31 159H32V158H31ZM33 159H34V158H33ZM55 159H57V158H55ZM93 159H94V158H93ZM146 159H147V158H146ZM153 159H154V157H153ZM194 159H195V158H194ZM199 159H200V158H199ZM199 159H198V160H199ZM201 159H202V158H201ZM38 160H39V158H38ZM148 160H149V159H148ZM170 160H171V159H170ZM173 160H174V159H173ZM173 160H172V161H173ZM180 160H181V159H180ZM203 160H204V159H203ZM210 160L212 161V159H210ZM6 161H8V160H6ZM9 161H10V160H9ZM34 161H35V160H34ZM139 161H140V160H139ZM175 161H176V160H175ZM201 161H202V160H201ZM4 162H5V161H4ZM4 162H3L2 164H4ZM29 162H30V161H29ZM37 162H39V161H37ZM37 162H36V163H37ZM101 162H102V161H101ZM129 162H131V161H129ZM136 162H137V161H136ZM149 162H151V161H149ZM180 162H181V161H180ZM8 163H9V162H8ZM44 163H45V162H44ZM48 163H49V161H48ZM151 163L153 164V162H151ZM177 163H178V162H177ZM2 164L0 163V165H2ZM6 164H7V163H6ZM33 164H35V163H33ZM111 164H112V163H111ZM28 165H29V164H28ZM28 165H27V166H28ZM39 165H41V164H39ZM124 165H125V164H124ZM178 165H179V164H178ZM178 165H177V166H178ZM24 166H25V165H24ZM32 166H33V165H32ZM114 166H115V165H114ZM118 166H119V165H118ZM129 166H130V165H129ZM190 166H192V165L190 164ZM218 166H219V165H218ZM1 167H2V166H1ZM5 167H6V166H5ZM30 167H31V166H30ZM123 167H124V166H123ZM154 167H155V165H154ZM180 167H181V166H180ZM119 168H120V167H119ZM126 168H128V167H126ZM126 168H125V169H126ZM139 168H140V167H139ZM177 168H179V166H178ZM187 168H188V167H187ZM207 168H208V167H207ZM223 168H224V167H223ZM262 168H263V167H262ZM0 169H1V168H0ZM15 169H16V168H15ZM18 169H19V168H18ZM27 169H28V168H27ZM39 169H40V168H39ZM112 169H113V168H112ZM116 169H118V168H116ZM160 169H162V168H160ZM184 169H185V168H184ZM218 169H219V167H218ZM10 170H11V169H10ZM23 170H24V169H23ZM25 170H26V169H25ZM28 170H29V169H28ZM31 170H32V168H31ZM34 170H35V169H34ZM113 170H114V169H113ZM180 170H182V169H180ZM186 170H188V169H186ZM206 170H208V169H206ZM3 171H4V166H3ZM13 171H14V170H13ZM39 171H40V170H38V172H39ZM195 171H197V170L195 169ZM217 171H218V170H217ZM217 171H216V172H217ZM219 171L222 172L221 170H219ZM226 171H227V170H226ZM260 171H261V170H260ZM16 172H18V171H16ZM16 172H15V173H16ZM19 172H20V171H19ZM21 172H22V171H21ZM26 172H28V171H26ZM45 172H46V170H45ZM114 172H115V170H114ZM12 173H13V172H12ZM24 173H25V172H24ZM40 173H41V172H40ZM43 173H44V172H43ZM192 173H193V172H192ZM192 173H191V175H193ZM194 173H195V172H194ZM207 173H208V172H207ZM209 173H210V172H209ZM209 173H208V174H209ZM218 173H219V172H218ZM218 173H217V174H218ZM7 174H9V173H7ZM13 174H14V173H13ZM13 174H12V175H13ZM44 174H45V173H44ZM116 174H117V173H116ZM123 174H125V172H124ZM131 174H132V173H131ZM189 174H190V173H189ZM225 174H226V173H225ZM263 174H264V173H263ZM1 175H2V174H1ZM12 175H11V176H12ZM19 175H20V174H19ZM19 175H18V176H19ZM26 175H27V173H26ZM37 175H38V174H37ZM42 175H43V174H42ZM42 175H39V176H42ZM125 175H127V174H125ZM194 175H195V174H194ZM221 175H222V174H220V176H221ZM259 175H260V174H259ZM8 176H10V175H8ZM8 176L6 175L5 177H8ZM103 176H104V175H103ZM209 176H210V175H209ZM214 176H215V175H214ZM0 177H2V176H0ZM20 177H22V176H20ZM20 177H19V178H20ZM27 177H29V176L27 175ZM33 177H34V176H33ZM98 177H100V176H98ZM193 177H194V176H193ZM193 177H192V178H193ZM198 177H199V176H198ZM210 177H212V175H211ZM226 177H227V176H226ZM2 178H3V177H2ZM19 178H18V179H19ZM22 178L25 179L26 177L23 176ZM39 178H42V177H39ZM39 178L37 177V179H39ZM53 178H54V177H53ZM168 178H169V177H168ZM200 178H201V177H200ZM218 178H219V177H218ZM221 178H222V177H221ZM255 178H256V177H255ZM262 178H263V177H262ZM15 179H16V178H15ZM28 179H29V178H28ZM96 179H97V178H96ZM125 179H126V178H125ZM216 179H217V177H216ZM219 179H220V178H219ZM219 179H218V180H219ZM0 180H1V179H0ZM3 180H4V179H3ZM43 180H44V179H43ZM111 180H112V179H111ZM115 180H116V179H115ZM118 180H119V179H118ZM188 180H189V179H188ZM190 180H191V179H190ZM220 180H221V179H220ZM223 180H224V179H223ZM17 181H18V180H17ZM20 181H21V180H20ZM27 181H28V180H27ZM50 181H51V180H50ZM50 181H49V182H50ZM186 181H187V180H186ZM205 181H207V180H205ZM7 182H8V181H7ZM7 182H5V180H4V182H2L1 184H3V183H7ZM28 182H29V181H28ZM32 182H33V181H32ZM183 182L185 183V181H183ZM187 182H189V181H187ZM187 182H186V184H187ZM190 182H191V181H190ZM23 183H24V182H23ZM30 183H31V182H30ZM38 183H39V182H38ZM41 183H42V182H41ZM41 183H40V184H41ZM59 183H60V182H59ZM59 183H58V184H59ZM71 183H73V182H71ZM74 183H75V182H74ZM74 183H73V184H74ZM211 183H212V182H211ZM217 183H218V182H217ZM219 183H220V182H219ZM219 183H218V184H219ZM222 183H224V182H222ZM10 184H11V182H10ZM10 184H9V185H10ZM18 184H19V183H18ZM26 184H27V182H26ZM32 184H33V183H32ZM32 184H31V185H32ZM55 184H57V183H55ZM58 184H57V185H58ZM188 184H189V183H188ZM204 184H205V183H204ZM218 184H216L215 186H218ZM224 184H225V183H224ZM224 184H223V185H224ZM230 184H231V183H230ZM4 185H5V184H4ZM24 185H25V184H24ZM28 185H29V184H28ZM42 185H43V184H42ZM45 185H46V184H45ZM193 185H194V184H193ZM212 185H214V184H212ZM234 185H235V184H234ZM7 186H8V184H7ZM7 186H6V187H7ZM22 186H23V185H22ZM26 186H27V185H26ZM38 186H39V185L37 184V187H38ZM50 186H51V184H50ZM72 186H75V187H76V185H72ZM109 186H110V185H109ZM210 186H211V185H210ZM215 186H214V187H215ZM219 186H222V184H220ZM252 186H253V185H252ZM263 186H264V185H263ZM9 187H10V186H9ZM9 187H8V188H9ZM19 187H21V186H19ZM29 187H30V186H29ZM54 187H55V186H54ZM66 187H67V186H66ZM68 187H69V184H68ZM105 187H106V186H105ZM224 187H225V186H224ZM224 187H223V188H224ZM260 187H261L262 189H264L262 186H260ZM1 188H2V187H1ZM10 188H11V187H10ZM13 188H14V187H13ZM13 188H12V190H13ZM21 188H22V187H21ZM27 188H28V187H27ZM27 188H26V189H27ZM34 188H35V187H34ZM39 188H40V186H39ZM57 188H58V187H57ZM57 188H55V189H57ZM70 188H71V187H70ZM103 188H104V187H103ZM107 188H108V186H107ZM138 188H139V187H138ZM195 188H196V187H195ZM197 188H198V186H197ZM197 188H196V189H197ZM219 188H220V187H219ZM221 188H222V187H221ZM2 189H3V188H2ZM2 189H1V190H2ZM26 189H25V190H26ZM101 189H102V187H101ZM154 189H156V188H154ZM157 189H158V188H157ZM205 189H207V187H206ZM208 189H209V187H208ZM225 189H226V187H225ZM262 189H261V190H262ZM15 190H16V189H15ZM23 190H24V189H23ZM31 190H32V189H31ZM38 190H39V189H38ZM53 190H54V189H53ZM65 190H66V189H65ZM86 190H89V189H86ZM152 190H153V189H152ZM181 190H182V189H181ZM183 190H184V189H183ZM209 190H210V189H209ZM221 190H222V189H221ZM223 190H224V189H223ZM223 190H222V191H223ZM252 190H253V189H252ZM256 190H257V187H256ZM258 190H259V189H258ZM4 191H5V189H4ZM6 191H7V190H6ZM6 191H5V192H6ZM10 191H11V190H10ZM17 191H19V190H17ZM33 191H34V189H33ZM33 191H32V192H33ZM63 191H64V190H63ZM68 191H69V190H68ZM105 191H106V190H105ZM204 191H207V190H204ZM218 191H219V190H218ZM224 191H225V190H224ZM21 192H23V191H21ZM51 192H52V191H51ZM66 192H67V191H66ZM66 192H65L64 194H66ZM187 192H188V190H187ZM201 192H202V191H201ZM207 192H208V191H207ZM207 192H206V193H207ZM209 192H210V191H209ZM220 192H221V191H220ZM254 192H255V189H254ZM15 193H16V192H15ZM18 193L20 194V192H18ZM30 193H31V192H30ZM30 193H29V194H30ZM37 193H39V192H37ZM41 193H42V192H41ZM100 193H101V192H100ZM103 193H104V190H103ZM245 193H246V192H245ZM0 194H1V193H0ZM5 194H6V193H5ZM19 194H18V195H19ZM47 194H48V193H47ZM67 194H68V193H67ZM91 194H92V193H91ZM109 194H110V193H109ZM135 194H136V193H135ZM200 194H201V193H200ZM212 194H213V193H212ZM232 194H233V193H232ZM236 194H237V193H236ZM9 195H11V194H9ZM9 195H8V196H9ZM12 195H14V193H13ZM71 195H72V194H71ZM101 195H102V194H101ZM132 195H133V194H132ZM169 195H170V194H169ZM203 195H205V194L202 193L201 196L203 197ZM217 195H218V194H217ZM2 196H3V195H2ZM4 196H5V195H4ZM8 196H6V197H8ZM31 196H33V194H32ZM38 196H39V195H38ZM85 196H86V195H85ZM89 196L91 197L90 194H89ZM89 196H87V197H89ZM136 196H137V195H136ZM194 196H195V195H194ZM207 196H208V193H207ZM215 196H216V195H215ZM237 196H238V195H237ZM12 197H13V196H12ZM23 197H24V196H23ZM25 197H26V196H25ZM25 197H24V198H25ZM34 197H35V196H34ZM34 197H33V199H34ZM41 197H45V198H47V197H46V194H45L44 196H41ZM67 197H68V195H67ZM82 197H83V196H82ZM92 197H94V195H93ZM109 197H110V196H109ZM133 197H135V196H133ZM192 197H193V196H192ZM205 197H206V195H205ZM221 197H223V195H221ZM221 197H219V199H220ZM239 197H240V196H238V199H239ZM263 197H264V196H263ZM17 198H18V197H17ZM37 198H38V197H37ZM131 198H132V197H131ZM140 198H141V197H140ZM190 198H191V197H190ZM200 198H201V197H200ZM232 198H233V197H232ZM235 198H236V196H235ZM240 198H241V197H240ZM1 199H2V197H1ZM18 199H20V198H18ZM100 199H101V198H100ZM128 199H129V197H128ZM183 199H184V198H183ZM197 199H198V198H197ZM213 199H214V198H213ZM236 199H237V198H236ZM238 199H237V200H238ZM21 200H22V199H21ZM112 200H113V199H112ZM137 200H138V199L133 200V201H136V202H137ZM141 200H142V199H141ZM206 200H208V199H206ZM206 200H205V201H206ZM234 200H235V199H234ZM234 200H233V201H234ZM26 201L28 202V200H26ZM38 201H39V199H38ZM41 201H42V200H41ZM45 201H46V200H45ZM45 201H44V202H45ZM80 201H81V200H80ZM98 201H99V200H98ZM109 201H111V199H110ZM139 201H140V200H139ZM189 201H190V200H189ZM202 201H203V200H202ZM205 201H204V202H205ZM220 201H221V200H220ZM223 201H224V200H223ZM223 201H222V202H223ZM235 201H236V200H235ZM13 202H14V200H13ZM30 202H31V201H30ZM30 202H29V204L31 205ZM44 202H43V203L41 202V203H42V204H45ZM99 202H100V201H99ZM102 202H103V201H102ZM105 202H106V201H105ZM105 202H104V204H106ZM118 202H119V201H118ZM131 202H132V201H131ZM183 202H185V201H183ZM206 202H208V201H206ZM218 202H219V201H218ZM222 202H221V204H223V203L225 204L226 200H225V202H223V203H222ZM237 202H238V201H237ZM10 203H12V202L10 201ZM15 203L17 204L18 202L16 201ZM19 203H20V202H19ZM21 203H24V201H22ZM21 203H20V204H21ZM46 203H47V201H46ZM81 203H82V202H81ZM100 203H101V202H100ZM100 203H99V204H100ZM132 203H133V202H132ZM226 203H227V202H226ZM234 203H235V202H234ZM13 204H14V203H13ZM13 204H12V205H13ZM26 204H28V203H26ZM39 204H40V203H39ZM42 204H41V205H42ZM96 204H97V203H96ZM111 204H112V203H111ZM181 204H183V203H181ZM204 204H205V203H204ZM216 204H217V202H216ZM231 204H232V203H231ZM231 204H230V205H231ZM5 205H6V204H5ZM106 205H107V204H106ZM109 205H110V204H109ZM112 205H113V206H112ZM112 205H111V208L114 207V204H112ZM121 205H122V204H121ZM167 205H168V204H167ZM200 205H201V204H200ZM230 205H228V206L230 207ZM232 205H234V204H232ZM14 206H15V205H14ZM39 206H40V205H39ZM71 206H73V205H71ZM74 206H75V205H74ZM79 206H80V205H79ZM84 206H86V205L84 204ZM130 206H131V205H130ZM196 206H197V205H196ZM202 206H204V205L202 204ZM214 206H215V205H213V208H214ZM216 206H217V205H216ZM221 206H222V205H221ZM253 206H254V205H253ZM8 207H10V206H8ZM8 207H6V209H7ZM24 207H25V206H24ZM27 207H28V206H27ZM27 207H26V208H27ZM37 207H38V206H37ZM40 207H41V206H40ZM42 207H43V205H42ZM42 207H41V208H42ZM86 207H87V206H86ZM98 207H99V206H98ZM98 207H96V208L99 209ZM105 207H107V206H105ZM109 207H110V206H108V208H109ZM117 207H118V206H117ZM124 207H125V206H124ZM128 207H129V206H128ZM128 207H127V208H128ZM188 207H189V206H188ZM208 207H209V206H208ZM208 207H206V208L204 207L205 210L208 209ZM210 207H211V206H210ZM18 208H19V207H18ZM72 208H75V207H72ZM100 208H101V206H100ZM111 208H110V209H111ZM114 208H115V207H114ZM204 208H202V210H203ZM6 209H5V210H6ZM9 209H10V208H9ZM9 209H8V210H9ZM20 209H21V208H20ZM70 209H71V208H70ZM89 209H91V208H89ZM92 209H93V208H92ZM106 209H107V208H105V210H106ZM210 209H211V208H210ZM217 209H218V208H217ZM217 209H216V210H217ZM220 209H221V208H220ZM223 209H224V208H223ZM225 209H226V208H225ZM230 209H231V208H230ZM230 209H227V210L230 211ZM2 210H3V209H2ZM2 210H1V212H2ZM5 210H4V211H5ZM8 210H6V211H7V212H11V211H12V210H10V211H8ZM26 210H27V209H26ZM32 210H33V209H32ZM36 210H37V208H36ZM42 210H43V209H42ZM42 210H41V211H42ZM67 210H68V209H67ZM74 210H75V209H74ZM74 210H73V211H74ZM77 210H79V209H77ZM99 210H100V209H99ZM99 210H98V211H99ZM107 210H109V209H107ZM107 210H106V211H107ZM124 210L126 211V209H124ZM166 210H168V209H166ZM166 210H165V212H166ZM218 210H219V209H218ZM218 210H217V211H218ZM248 210H249V209H248ZM6 211H5V212H6ZM13 211H14V210H13ZM18 211H20V210H18ZM28 211H30V209H29ZM73 211H72V212H73ZM86 211H87V210H86ZM90 211H91V210H90ZM93 211H94V209H93ZM93 211H92V212H93ZM98 211H97V212H98ZM100 211H101V210H100ZM113 211H114V209H113ZM125 211H124V212H125ZM141 211H142V210H141ZM195 211H196V209H195ZM217 211H216V212H217ZM223 211H224V210H223ZM249 211H250V210H249ZM24 212L26 213V211H24ZM68 212H70V211H68ZM103 212H104V211H103ZM108 212H109V211H108ZM132 212H133V210H132ZM152 212H153V211H152ZM216 212H215V213H216ZM17 213H18V212H17ZM17 213H15V215H16ZM27 213H28V212H27ZM27 213H26V215H27ZM38 213H41V212H37V214H38ZM76 213H77V211H76ZM90 213H91V212H90ZM99 213L101 214L102 212H99ZM115 213H116V212H115ZM117 213H119V212L117 211ZM200 213H201V211H200ZM209 213H210V212H209ZM218 213H219V211H218ZM224 213H226L225 215H227L228 212L225 211ZM6 214H7V213H6ZM22 214H23V213H21V215H22ZM32 214H33V213H32ZM35 214H36V213H35ZM68 214H69V213H68ZM70 214H71V213H70ZM72 214H74V213H72ZM72 214H71V215H72ZM77 214H78V213H77ZM103 214H105V213H103ZM103 214H102V216H103ZM113 214H114V213H113ZM113 214H112V212H111V215H113ZM128 214H129V213H128ZM128 214H127V215H128ZM151 214H152V213H151ZM160 214H161V211H160ZM160 214H159V215H160ZM193 214H194V213H193ZM198 214H199V213H198ZM198 214H197V215H198ZM0 215H2V214H0ZM4 215H5V213H4ZM15 215H14V217H13L14 220H15ZM84 215H85V212H84ZM111 215H110V216H111ZM115 215H116V214H115ZM115 215H114V216H115ZM117 215L119 216V214H117ZM141 215H142V214H141ZM159 215H158V216H159ZM175 215H176V213H175ZM200 215H201V214H200ZM225 215H224V217H225ZM18 216H19V215H18ZM23 216H24V215H23ZM23 216H21V218H22ZM27 216L29 217V214H28ZM38 216H39V215H38ZM100 216H101V215H100ZM148 216H149V215H148ZM155 216H156V215H155ZM167 216H168V215H167ZM173 216H174V215H173ZM204 216H205V214H204ZM206 216H207V214H206ZM209 216H210V215H209ZM227 216H228V215H227ZM227 216H226V217H227ZM7 217H9V216H7ZM77 217H78V216H77ZM89 217H90V215H89ZM93 217H94V216H93ZM95 217H96V216H95ZM97 217H99V216H97ZM106 217H109V216L106 215ZM126 217H127V216H126ZM162 217H163V213H162ZM176 217H177V216H176ZM196 217H197V216H196ZM211 217H212V216H210V218H211ZM1 218H3V217H1ZM21 218H19V219H21ZM30 218H31V217H30ZM55 218H57V217H55ZM72 218H73V217H72ZM75 218H76V216H75ZM101 218H103V217H101ZM135 218H136V217H135ZM139 218H141V217L139 216ZM143 218H145V216H144ZM155 218H156V217H155ZM171 218H172V216L170 217V219H171ZM173 218H175V217H173ZM173 218H172V220H173ZM200 218H201V217H200ZM200 218H199V219H200ZM206 218H208V217H206ZM206 218H205V219H206ZM220 218H221V217H220ZM10 219H11V218H10ZM16 219H17V218H16ZM24 219H25V217H24ZM31 219H32V218H31ZM33 219H34V218H33ZM105 219H107V218H105ZM105 219H104V221H105ZM132 219H133V218H132ZM137 219H138V218H137ZM214 219H215V218H214ZM214 219H212V220H214ZM2 220H3V219H2ZM2 220H1V222H2ZM27 220H28V219H27ZM53 220H55V219L53 218ZM57 220H58V218H57ZM98 220H100V217H99ZM124 220L126 221L127 218H125ZM124 220H123V221H124ZM158 220H159V219H158ZM172 220H171V221H172ZM184 220H185V219H184ZM196 220H198V218H197ZM196 220H195V221H196ZM202 220H203V219H202ZM212 220H211L210 222H213ZM4 221H5V220H4ZM8 221H10V220H8ZM51 221H52V220H51ZM76 221H77V220H76ZM94 221H95V219H94ZM111 221H113V220H111ZM125 221H124V222H125ZM155 221H156V220H155ZM161 221H162V220H161ZM199 221H200V220H199ZM199 221H198V222H199ZM205 221H206V220H205ZM214 221H215V220H214ZM223 221H224V218H223L222 222H223ZM25 222H26V221H25ZM31 222H32V220L29 221L28 223H31ZM74 222H75V221H74ZM100 222H101V221H99V223H100ZM102 222H103V221H102ZM115 222H116V221H115ZM117 222H119V221H117ZM124 222H123V223H124ZM179 222H180V220H179ZM200 222L202 223L203 221H200ZM207 222H208V221H207ZM216 222H217V220H216ZM8 223H9V222H8ZM8 223H6V224H8ZM11 223H12V221H11ZM28 223H27V224H28ZM32 223H33V222H32ZM51 223H53V221H52ZM54 223H56V222H54ZM96 223H97V222H96ZM119 223H120V222H119ZM123 223H121L122 225L120 224L121 228H124V227H125V226L122 227V226H123ZM134 223H135V222H134ZM149 223H150V222H149ZM151 223H152V222H151ZM157 223H158V222H157ZM218 223H219V221H218ZM218 223H217V224H218ZM4 224H5V223H4ZM18 224H19V223H18ZM93 224H94V223H91L90 226H92ZM97 224H98V223H97ZM132 224H133V223H132ZM147 224H148V223H147ZM153 224H154V223H153ZM159 224H160V223H159ZM207 224H208V223H207ZM13 225H14V224H13ZM13 225H12V226H13ZM23 225H24V223H23ZM23 225H22V226H23ZM28 225H29V224H28ZM148 225H149V224H148ZM157 225H158V224H157ZM170 225H171V224H170ZM173 225H174V224H173ZM180 225H182V224H180ZM186 225H188V224H186ZM213 225H214V222H213ZM213 225H212V226H213ZM5 226H6V225H5ZM5 226H4V227H5ZM8 226H9V225H8ZM15 226L17 227V225H15ZM15 226H14V227H15ZM18 226H20V225H18ZM26 226H27V225H26ZM31 226H32V224H31ZM33 226H34V225H33ZM77 226H78V225H77ZM90 226H89V227H90ZM93 226H95V225H93ZM97 226H98V225H97ZM109 226H110V225H109ZM138 226H139V225H138ZM149 226H150V228H151L152 225H149ZM188 226H189V225H188ZM203 226H205V225H203ZM224 226H225V225H224ZM2 227H3V226H1V229H3ZM6 227H7V226H6ZM22 228H23V227H22ZM25 228H26V227H25ZM32 228H33V227H32ZM32 228H31V229H32ZM90 228H92V227H90ZM93 228H95V227H93ZM101 228H102V227H101ZM107 228H108V227H107ZM116 228H118V226H117ZM150 228H149V229H150ZM169 228H170V227H169ZM177 228H178V227H177ZM220 228H221V227H220ZM224 228H225V227H224ZM4 229H5V228H4ZM15 229L18 230L19 228H18V229L15 228ZM15 229H14V230H15ZM20 229H21V228H20ZM31 229H29V230H31ZM113 229L115 230L114 227H113ZM145 229H147V227H146ZM145 229H144V230H145ZM21 230H22V229H21ZM21 230H20V231H21ZM24 230H25V229H24ZM90 230H92V229H90ZM97 230H98V229H97ZM109 230H110V229H109ZM207 230H208V229H207ZM207 230H206V231H207ZM209 230H210V229H209ZM3 231H5V230H3ZM32 231H34V230H32ZM98 231H99V230H98ZM140 231L142 232V229H141ZM187 231H188V230H186L185 233H187ZM223 231H224V230H223ZM5 232H7V229H6ZM14 232H15V231H14ZM17 232H19V231H17ZM17 232H16V233H17ZM21 232H22V231H21ZM24 232H25V231H24ZM24 232H23V233H24ZM81 232H82V231H81ZM94 232L96 233V230H95ZM104 232H105V231H104ZM106 232H107V231H106ZM118 232H119V231H118ZM145 232H147V231H145ZM148 232H149V231H148ZM202 232H204V231H202ZM212 232H213V231H212ZM240 232H241V230H240ZM1 233H2V232H1ZM19 233H20V232H19ZM19 233H18V234H19ZM31 233H32V232H31ZM58 233H59V232H58ZM79 233H80V232H79ZM92 233H93V231H92ZM99 233H100V232H98V233H96V234H98V235L100 236L101 233H100V234H99ZM112 233H113V232H112ZM114 233H115V232H114ZM179 233H180V232H179ZM179 233H178V234H179ZM207 233H208V232H207ZM241 233H242V232H241ZM21 234H22V233H21ZM49 234H50V233H49ZM63 234H64V233H63ZM133 234H134V233H133ZM141 234H142V233H141ZM141 234H140V235H141ZM145 234H146V233H145ZM147 234H149V233H147ZM238 234H239V233H238ZM244 234H245V233H244ZM13 235H14V233H13ZM24 235H25V233L23 234V236H24ZM29 235H30V234H29ZM58 235H59V234H58ZM70 235H73V234H70ZM70 235H69V236H70ZM77 235H78V234H77ZM115 235H116V233H115ZM131 235H132V234H131ZM137 235H138V234H137ZM137 235H136V236H137ZM140 235H139V239H140ZM169 235H170V234H169ZM173 235H174V234H173ZM182 235H183V234H182ZM185 235H186V234H185ZM191 235H192V234H191ZM199 235H200V234H199ZM201 235H202V234H201ZM11 236H12V235H11ZM18 236H21V235L19 234ZM27 236H28V235H27ZM52 236H53V235H52ZM63 236H64V235H63ZM69 236H67V238H68ZM74 236H75V235H74ZM74 236H72V237H74ZM78 236H80V235H78ZM92 236H93V234H92ZM94 236H95V235H94ZM101 236H102V235H101ZM104 236H105V235H104ZM144 236H146V235H144ZM7 237H8V236H7ZM21 237H22V236H21ZM49 237H50V236H49ZM76 237H77V236H76ZM76 237H75V238H76ZM111 237H114V236H110L109 238H111ZM125 237H126V236H125ZM128 237H129V236H128ZM132 237H134V236H132ZM141 237H142V236H141ZM146 237H147V236H146ZM218 237H219V235H218ZM0 238L2 239V236H1ZM3 238H4V237H3ZM9 238H10V237H9ZM27 238H28V237H26V239H27ZM63 238H64V237H63ZM69 238H70V237H69ZM89 238H90V237H89ZM94 238H95V237H94ZM100 238H101V237H100ZM134 238H136V237H134ZM12 239H13V237H12ZM15 239H16V237H15ZM15 239H14V241H15ZM49 239H50V238H49ZM64 239H66V238H64ZM64 239H62V240H64ZM71 239H73V238H71ZM86 239H87V238H86ZM103 239H104V238H103ZM105 239H106V237H105ZM126 239H128V238H126ZM130 239H131V238H130ZM248 239H249V238H248ZM261 239H262V238H261ZM4 240H5V239H4ZM23 240H24V239H23ZM23 240H22V241H23ZM52 240H53V239L51 238L50 241H52ZM57 240H60V239H57ZM66 240H67V239H66ZM74 240H75V239H74ZM88 240H89V239H87V241H88ZM92 240H93V238H92ZM133 240H134V239H133ZM143 240H144V238H143ZM16 241H17V240H16ZM18 241H19V239H18ZM67 241H69V242H73V244H74V241H70L69 239H68ZM87 241H85V240L83 241V242H84V245H85V243H88ZM94 241H95V239H94ZM98 241H100V240H98ZM98 241H96V243H97ZM126 241H127V240H126ZM140 241H141V240H140ZM164 241H165V240H164ZM1 242H2V241H1ZM7 242H8V241H7ZM10 242H12V241L10 240ZM10 242H9V244H10ZM52 242H55V240L52 241ZM57 242H58V241H57ZM65 242H66V241H65ZM123 242H125V240H124ZM128 242H129V240H128ZM133 242H135V240L132 241V243H133ZM13 243H14V242H13ZM16 243H17V242H15V244H16ZM22 243H23V242H22ZM58 243L60 244V242H58ZM62 243H64V242L62 241ZM66 243H67V242H66ZM77 243H79V242H77ZM77 243H75V244L73 245V247H74ZM91 243H92V242H91ZM96 243H95V245H96ZM132 243H131V241H130V244H132ZM192 243H193V242H192ZM1 244H2V243H0V245H1ZM3 244H4V243H3ZM15 244H14V245H15ZM52 244H53V243H52ZM54 244H55V245H58L57 243H54ZM93 244H94V243H93ZM6 245H7V244H6ZM12 245H13V244H12ZM17 245H18V244H17ZM19 245H20V243H19ZM19 245H18V246H19ZM49 245H50V244H49ZM68 245H69V244H68ZM70 245H71V244H70ZM80 245H81V244H80ZM86 245H87V244H86ZM99 245H100V244H99ZM261 245H262V244H261ZM3 246H4V245H3ZM10 246H11V245H10ZM18 246H17V247H18ZM52 246H54V245H52ZM59 246H60V245H59ZM71 246H72V245H71ZM77 246H78V245H76L75 247H77ZM87 246H88V245H87ZM97 246H98V244H97ZM118 246H119V245H118ZM130 246H131V245H130ZM133 246H134V245H132V247H133ZM136 246H137V245H136ZM158 246H159V245H158ZM6 247H7V246H6ZM67 247H69V246H67ZM81 247L83 248V245H82ZM119 247H120V246H119ZM4 248H5V247H3V249H4ZM11 248H13V247H11ZM54 248H55V247H54ZM59 248H61V246H60ZM59 248H57V250H58ZM126 248H127V246H126ZM128 248H129V247H128ZM178 248H180V247H178ZM49 249H50V248H49ZM74 249H75V248H74ZM78 249H79V246H78ZM120 249H121V248H120ZM123 249H124V248H123ZM129 249H130V248H129ZM133 249H134V248H133ZM146 249H147V247H146ZM148 249H149V248H148ZM181 249H182V248H181ZM9 250H10V249H9ZM34 250H35V249H34ZM47 250H48V249H47ZM47 250H46V252H47ZM75 250H76V251H80V250H77V249H75ZM112 250H113V249H112ZM112 250H111V251H112ZM116 250H118V249L116 248ZM137 250H138V249H137ZM151 250H153V249H151ZM151 250H149V251H151ZM229 250H230V249H229ZM260 250H261V249H260ZM3 251H5V250H3ZM7 251H8V250H7ZM13 251H14V250H13ZM21 251H22V250H21ZM25 251H26V250H25ZM36 251L38 252V250H35V252H36ZM119 251H120V250H119ZM131 251H132V250H131ZM146 251H147V253H145V254H148V255H149V253H148L149 251H148V250H146ZM146 251H145V252H146ZM159 251H160V250H159ZM258 251H259V250H258ZM30 252H31V250H30ZM30 252H29V253H30ZM46 252H45V253H46ZM48 252H49V251H48ZM134 252H135V251H134ZM137 252H138V251H137ZM141 252H142V250H141ZM141 252H140V253H141ZM25 253H26V252H25ZM29 253H28V254H29ZM43 253H44V252H43ZM113 253H114V252H113ZM115 253H116V252H115ZM115 253H114V254H115ZM124 253H126V252H124ZM128 253H130V252H128ZM128 253H126V254L128 255ZM140 253H139L138 256H140ZM143 253H144V252H143ZM161 253H163V252H161ZM179 253H180V252H179ZM194 253H195V252H194ZM20 254H21V253H20ZM32 254H33V253H32ZM32 254H31V255H32ZM117 254H118V252H117ZM44 255H45V254H44ZM118 255H119V254H118ZM141 255H142V254H141ZM159 255H160V254H159ZM163 255H164V254H163ZM190 255H191V254H190ZM203 255H204V254H203ZM212 255H213V254H212ZM28 256H29V255H28ZM39 256H40V255H39ZM41 256H42V255H41ZM82 256H83V255H82ZM113 256H114V255H113ZM116 256H117V255H116ZM121 256H122V254H121ZM132 256H133V255H132ZM257 256H258V254H257ZM22 257H23V256H22ZM25 257H26V256H25ZM25 257H24V259H25ZM79 257H80V256H79ZM79 257H78V258H79ZM83 257H84V256H83ZM128 257H130V255H129ZM160 257H161V256H160ZM183 257H184V256H183ZM215 257H216V256H215ZM250 257H251V256H250ZM17 258H18V256H17ZM20 258H21V257H20ZM20 258H18V259H20ZM30 258H31V257H30ZM30 258H29V259H30ZM40 258H41V257H40ZM73 258H74V257H73ZM139 258H140V257H139ZM143 258H144V257H143ZM145 258H146V256H145ZM152 258H154V257H152ZM241 258H242V257H241ZM81 259H82V257H81ZM100 259H102V258H100ZM100 259H99V262L102 261V260H100ZM103 259H104V258H103ZM123 259L125 260V257H124ZM147 259H148V258H147ZM154 259H156V258H154ZM159 259H160V258H159ZM20 260H21V259H20ZM20 260H19V261H20ZM26 260H27V259H26ZM36 260H37V259H36ZM40 260H41V259H40ZM72 260H73V259H72ZM83 260H84V258H83ZM105 260H106V259H105ZM109 260H110V259H109ZM114 260H115V258H114ZM120 260H121V259H120ZM124 260H123V263H124ZM127 260H128V259H127ZM137 260H138V257H137ZM141 260H142V257H141ZM141 260H140V261H141ZM152 260H153V259H152ZM152 260H151V261H152ZM157 260H158V259H157ZM160 260H161V259H160ZM164 260H165V259H164ZM214 260H215V258H214ZM19 261H18V263H20ZM38 261H39V260H38ZM38 261H37V263H38ZM68 261H69V260H68ZM68 261H67V263H69ZM96 261H97V260H96ZM112 261H113V258H112ZM117 261L119 262V260H117ZM151 261H150V262H151ZM153 261H154V260H153ZM153 261H152V262H153ZM240 261H241V260H240ZM3 262H4V261H3ZM7 262H9V261H7ZM11 262H12V261H11ZM11 262H10V264H11ZM16 262H17V261H16ZM16 262H15L14 264H16ZM26 262H27V261H26ZM97 262H98V261H97ZM97 262H96V263H97ZM103 262H104V261H103ZM105 262H106V261H105ZM126 262H127V261H126ZM130 262H131V261H130ZM143 262H145V261L143 260ZM147 262H148V260H147ZM150 262H149V263H150ZM152 262H151V263H152ZM164 262H165V261H164ZM164 262H163V263H164ZM192 262H193V261H192ZM0 263H2V262H0ZM12 263H13V262H12ZM34 263H35V261H34ZM37 263H35V264H37ZM96 263L94 262V264H96ZM101 263H102V262H101ZM101 263H99V264H101ZM106 263H107V262H106ZM114 263H115V262H114ZM119 263H120V262H119ZM123 263H122V264H123ZM137 263H138V262H137ZM151 263H150V264H151ZM189 263H190V262H189ZM194 263H195V261L193 262V264H194ZM211 263H212V262H211ZM240 263H241V262H240ZM5 264H7V263H5ZM20 264H22V263H20ZM45 264H55V263H53V262H46ZM70 264H71V263H70ZM104 264H105V263H104ZM125 264H126V263H125ZM128 264H129V263H128ZM140 264H141V263H140ZM144 264H145V263H144ZM155 264H156V261H155ZM164 264H165V263H164ZM219 264H220V263H219Z\"/></svg>",
    "mask_w": 264,
    "mask_h": 264
}]
</instances>
